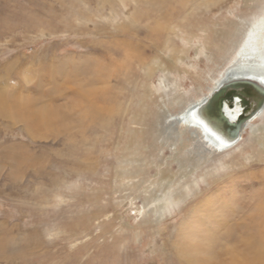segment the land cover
Instances as JSON below:
<instances>
[{"label": "rangeland", "instance_id": "1", "mask_svg": "<svg viewBox=\"0 0 264 264\" xmlns=\"http://www.w3.org/2000/svg\"><path fill=\"white\" fill-rule=\"evenodd\" d=\"M156 2L0 0V264H177L200 202L235 200L240 228L264 199V118L220 151L170 126L235 61L264 0ZM83 70L107 79L95 84L104 123L75 100ZM152 189L181 199L153 214Z\"/></svg>", "mask_w": 264, "mask_h": 264}, {"label": "bare ground", "instance_id": "2", "mask_svg": "<svg viewBox=\"0 0 264 264\" xmlns=\"http://www.w3.org/2000/svg\"><path fill=\"white\" fill-rule=\"evenodd\" d=\"M151 1H157L156 3L160 8H170L171 4H173L176 0ZM184 1L185 0H183V2ZM222 1L223 0H204L203 4L205 7H211L219 5ZM234 59L235 61L232 65L228 66V68L214 81L213 87L207 94L193 103L188 104L171 119L173 121L170 120V126L174 125V123H179L187 128L194 129L198 132L197 136L203 138L207 145H210L213 149L219 151L229 148L232 145H228L223 138L213 133L203 122L197 119L193 114L192 109L195 104L206 99L215 88L228 78L245 74L264 81V11L261 14L256 15L249 22L248 28L244 31L242 39L236 46ZM78 70H63V74L65 75L64 80L74 82L78 78L82 76L84 77V75H80L81 73H79L80 71ZM93 71L94 72L91 71V73L90 71L89 73L88 71H84L87 72V77L83 79L84 81L82 80L83 82L80 80L81 82L77 85L75 89V100L83 104V106L84 103L89 106L90 116L93 117V120L95 121L97 118L101 120L105 113H107L106 117H108V114L110 115L111 112L109 110V106L102 103L100 98H95V90L97 91L95 84H97L98 81L105 82L107 79L104 78L103 75L98 76L97 72H95V70ZM1 90L0 111L3 112L6 111V104L8 101L1 93ZM236 101L237 102L235 104L230 105L226 103L225 105L226 113L232 120L240 117L241 112L244 110L241 106L240 99L236 98ZM255 118H264V107L253 118L245 123L241 137L245 132V129L253 127L252 122ZM101 122L104 123L102 120ZM80 126L83 127V124ZM167 128L169 129V127ZM128 173L133 175V172ZM118 174L120 176L126 175L124 171L121 173L118 172ZM170 177H172L170 169L166 168L162 171V178L169 179ZM139 184L136 182L132 185L133 187H139ZM161 185L158 190L162 193L163 189L161 188ZM168 188H170V186H168ZM147 191L148 190H146V193ZM262 197L254 203L245 204L246 206H249V208L247 207V209H249L248 211L241 212L240 214L238 213L242 219L241 223H239L240 228H237L234 223H232L233 221H231L230 218L233 213H236L234 211V205L235 208L241 206L236 203L235 200L228 201L230 199L229 198L228 200L220 201V197L213 196L212 198L209 197L206 201L200 202V206L197 205L194 208V211L196 212V210L201 207L203 209V211L201 209L203 217H200L199 219V216L195 217L193 215H189L190 218L181 223V229L178 233L177 240L174 241V245L172 247L176 263L264 264V199ZM177 199H181V196H176L171 190H168L165 194L159 196V191L152 189L150 200L148 202L149 204L153 202L154 207H152V213L156 214V208L168 207L172 205L174 200ZM200 212L199 214H201Z\"/></svg>", "mask_w": 264, "mask_h": 264}, {"label": "water", "instance_id": "3", "mask_svg": "<svg viewBox=\"0 0 264 264\" xmlns=\"http://www.w3.org/2000/svg\"><path fill=\"white\" fill-rule=\"evenodd\" d=\"M240 99L244 109L240 117L231 119L225 110L226 103L235 104ZM264 107V81L240 74L228 78L203 101L193 106V114L213 133L233 145L241 138L245 123Z\"/></svg>", "mask_w": 264, "mask_h": 264}]
</instances>
